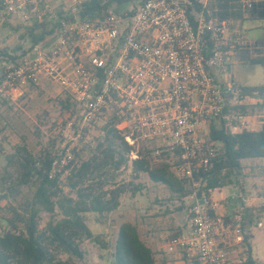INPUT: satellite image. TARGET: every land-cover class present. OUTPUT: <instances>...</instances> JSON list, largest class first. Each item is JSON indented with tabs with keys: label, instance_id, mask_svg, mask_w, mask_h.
<instances>
[{
	"label": "built area",
	"instance_id": "obj_1",
	"mask_svg": "<svg viewBox=\"0 0 264 264\" xmlns=\"http://www.w3.org/2000/svg\"><path fill=\"white\" fill-rule=\"evenodd\" d=\"M69 1L75 14L80 0ZM210 1L202 0L197 10L189 0H146L133 13L64 22L56 38L35 46L0 76V99L15 101L47 82L84 108L83 128L115 119L116 130L132 147L131 163L140 157V143L162 144L153 157L168 153L173 172L193 183L188 232L170 238L166 252L183 251L198 264H228L217 239L235 232L244 243L242 218L228 223L213 190L201 192L195 181V172L210 167L218 152L209 123L225 117L228 95L239 92L235 82L216 77L227 64L225 48L234 33L231 21L209 9ZM237 3L250 12L264 0ZM30 4L39 19L53 11L49 0H5L2 23L19 14L28 19ZM250 119L238 117L232 131H251Z\"/></svg>",
	"mask_w": 264,
	"mask_h": 264
},
{
	"label": "trees",
	"instance_id": "obj_2",
	"mask_svg": "<svg viewBox=\"0 0 264 264\" xmlns=\"http://www.w3.org/2000/svg\"><path fill=\"white\" fill-rule=\"evenodd\" d=\"M144 1L146 0H83L75 14L59 10L47 12L39 19V11L29 13L28 19L23 18L29 25L23 28L25 33L19 37V41L27 39L31 46L26 49L22 43L15 45L7 42L8 45L0 51V56L8 59L11 66H14L23 55L46 42L48 37L56 38L61 33L64 22L103 18L111 9L116 13L129 10L133 13ZM189 1L195 4L197 10H201L202 0ZM216 1L215 16L229 21L243 19L244 12L237 0ZM132 3L138 5L134 9H128ZM4 4L5 0H0V20L4 17ZM256 10L264 19V3ZM227 48L228 46L225 48L226 52ZM253 64L264 67V58H256ZM6 69L3 67L2 74ZM216 77L218 78L217 73ZM249 98H264V86L239 87L236 96L228 95V99H234L236 104L226 105L225 117L210 121L208 135L216 143L218 152L210 167L195 172V181L200 182L201 192L232 185V177L239 175L244 169V160L264 159V125L259 131L234 133L226 117L229 112L249 114L254 111L253 107L244 103ZM70 101L69 97L65 99V108L69 107ZM103 129L104 140L95 147L88 160L80 163L70 161L60 171H56V167L62 162L63 156L57 157L50 150H45L37 157L26 145L16 147L15 153L8 160L9 163L16 164L18 175L13 179L9 172L6 173L7 187L5 192L0 193V201L8 197V192L22 186L32 185L35 191L31 201L22 210L12 209L13 217L8 223V229L0 230V264H75L73 259L81 260L84 257L81 248L83 242L99 241L86 224L85 215L94 213L104 216L119 208L124 187L115 183L120 170L129 163L132 151V147L116 130L115 119ZM169 158L168 153H163L159 160L153 159L150 153L140 155L132 161L131 171L136 177L146 174L153 183L166 186L180 200L192 196L193 183L180 179L173 172ZM64 175L63 187L61 178ZM107 186L110 188L106 189ZM42 211L52 215V220L44 229L39 227ZM245 222L246 219L243 218V232ZM252 238L251 233H245L243 244L246 257L239 264H258L252 253ZM62 256H68V259L64 260ZM111 264H157L154 252L142 241L138 228L133 223L126 222L120 227Z\"/></svg>",
	"mask_w": 264,
	"mask_h": 264
},
{
	"label": "rangeland",
	"instance_id": "obj_3",
	"mask_svg": "<svg viewBox=\"0 0 264 264\" xmlns=\"http://www.w3.org/2000/svg\"><path fill=\"white\" fill-rule=\"evenodd\" d=\"M49 1L52 5V13L59 10L71 12L73 8H76L69 0ZM81 1L83 0H80V3ZM215 3H217L216 0H211L209 3V9L213 13L216 12ZM137 5L138 3H132L128 9H134ZM29 6L30 11L25 12L31 14L32 7L35 6L33 4ZM37 9L40 7L38 6ZM243 12L242 20L231 21L233 41L228 45L227 64L222 71L218 72V81L235 82L238 88L264 86V67L253 64L256 58H264V19L260 17L258 10L250 12L243 10ZM2 20H0V51L9 43L15 45L22 43L26 49L31 46L27 39L23 42L19 41V37L25 33L23 28L29 25L22 14L8 17L3 23ZM47 40H50V37ZM1 59L0 76L3 67L8 68L12 65L8 59ZM67 97L58 87L44 82L39 87L28 89L15 101L0 100V193L5 192L4 189L7 187L6 173L9 172L13 179H16L18 175L16 164L9 163L8 160L18 146L26 145L37 157L45 150H50L57 157L63 156L62 162L56 167V171H60L70 161L80 163L88 160L95 151V147L102 143L105 137L104 126L83 128L84 108L72 101L69 107L65 108ZM226 103L227 106H233L236 101L228 99ZM244 103L248 107H253L254 111H250L249 114L229 112L226 117L230 129L237 124L238 117L242 115L250 116L255 129L261 128L264 125V98H249ZM161 146L162 144L157 141L145 140L139 144V155L150 153L155 159L152 153ZM243 167L239 175L232 177L231 186L216 191L215 199L222 200L226 197L242 195V198L232 200V203L230 202L227 206L231 213L230 221L236 222L237 215L241 216L242 221L243 218L246 219L245 233L253 234L251 242L257 263L264 264V159L244 161ZM65 177L66 175L61 178L63 187ZM115 184L124 187L120 206L104 216L94 213L85 215L86 224L99 241L83 242L81 248L84 257L81 260L73 259L75 264H111L118 233L124 223L136 225L143 238L147 221H149L146 219L162 216L164 223H162L163 220L160 222L161 229L164 230L169 226L166 221L172 213L179 214L178 217L185 222L193 203L192 197L181 202L166 186L153 183L146 174L136 177L131 171L130 158L127 166H123L120 170ZM109 188L110 186L106 187V189ZM64 189L66 193H69L67 188ZM34 191L35 188L32 185L22 186L8 192V197L0 201L1 231L8 229V223L13 217L12 209L22 210L31 201ZM247 203L250 206H247ZM178 209L182 210L178 211ZM51 220L52 215L42 211L39 218L40 229H44ZM260 223H262L261 228ZM243 246L245 247L244 244ZM62 258L67 260L68 256H62ZM230 261V264H233V260Z\"/></svg>",
	"mask_w": 264,
	"mask_h": 264
},
{
	"label": "crops",
	"instance_id": "obj_4",
	"mask_svg": "<svg viewBox=\"0 0 264 264\" xmlns=\"http://www.w3.org/2000/svg\"><path fill=\"white\" fill-rule=\"evenodd\" d=\"M217 75H218V73H217ZM260 129L261 128L255 129V127H252L251 131L252 132L259 131ZM250 160H256V159H249V160H244V161H250ZM222 189L223 188L214 190L212 193V198L214 201H217L221 204V209L219 212L221 214H223L225 216V218L227 219V222L230 223L231 222L230 221L231 213H230V210L227 206L230 205V202L232 203V200H235L237 198H242V195L241 194L240 195H234V196H230V198L226 197V198H223L222 200H216L215 199L216 191H221ZM186 199L187 198H184L180 201L184 202ZM253 202L255 203L256 201H253ZM247 206H250V205L247 203ZM180 210H182V209H178V211H180ZM167 212H169V211H167ZM173 212H175V211H173ZM189 213H190V209H189ZM189 213H187V215H186L185 222L182 221L178 217L179 214H175V213L171 214L170 213L171 215L169 216L168 220L166 221V223H169V226L165 227L164 230L161 229L160 220L161 221L163 220L162 223H164V219L162 218L161 215H160L161 216L160 218L146 219V221L149 220V221H147V224H146V233L143 235V238L141 235L140 236H141L142 241L149 248H151L152 251L154 252L157 264H198L196 259L190 257L189 255H187V253H185L183 251H177L175 253H168L165 250V245L170 238L175 237V236H179V235H182V234H185L188 232ZM181 215H180V217H181ZM236 217H235V220H236ZM231 224L234 225V224H236V222L235 221L233 223L231 222ZM244 235H245V231H244ZM250 243L252 246L251 241H250ZM217 245L222 250V252H224L227 255V258L229 260L228 264H230L231 259L233 260V264H239L245 260L246 249L243 246V243H238V241L236 239L235 232H232V233L225 235L223 237H219L217 239ZM252 253H253L254 259L257 261L253 248H252ZM235 259H238V260L235 261Z\"/></svg>",
	"mask_w": 264,
	"mask_h": 264
}]
</instances>
